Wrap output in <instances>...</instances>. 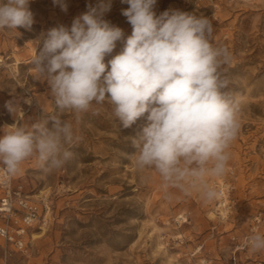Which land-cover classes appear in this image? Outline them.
Masks as SVG:
<instances>
[{"label":"rangeland","instance_id":"374dc122","mask_svg":"<svg viewBox=\"0 0 264 264\" xmlns=\"http://www.w3.org/2000/svg\"><path fill=\"white\" fill-rule=\"evenodd\" d=\"M95 2L66 0L64 12L52 0H31L30 31L0 29V129L30 128L57 114L49 86L35 81L32 57L48 29L70 27ZM127 7L113 0L105 15L125 37L132 32L122 15ZM174 9L210 18L213 44L233 55L227 74L240 101L241 128L227 173L210 181L228 184L229 209L195 191L164 189L155 171L137 172L131 138L147 113L125 129L110 105L94 103L78 120L72 112L61 117L72 123L73 141L66 147L74 153L62 169L45 173L35 156L21 164L14 183L21 182L31 199L47 195L50 211L44 225L29 230L27 251L9 249L4 256L0 249V264H264V251L245 246L253 233L264 234V0H158L155 11ZM121 48L117 42L112 55ZM26 99L40 108L38 115L23 113Z\"/></svg>","mask_w":264,"mask_h":264},{"label":"clouds","instance_id":"9594fccd","mask_svg":"<svg viewBox=\"0 0 264 264\" xmlns=\"http://www.w3.org/2000/svg\"><path fill=\"white\" fill-rule=\"evenodd\" d=\"M52 2L67 12L66 0ZM120 2L128 5L122 9L132 27L127 37L105 19L113 0L88 3L70 27L58 25L42 35L43 47L32 57L35 81L47 83L57 114L30 128L0 129V181L16 176L33 156L45 173L62 169L74 158L66 147L73 126L63 113H75L78 120L94 103L106 102L125 129L147 113L146 124L131 138L137 172L155 171L164 189L195 191L205 202L214 201L221 191L210 181L227 173L241 128L240 101L229 90L227 74L233 55L213 44L207 16L178 9L157 15L158 0ZM30 3L0 0V29L30 31ZM117 42L122 48L112 55ZM6 106L14 112L12 102ZM245 246L264 251V234L253 233Z\"/></svg>","mask_w":264,"mask_h":264},{"label":"built area","instance_id":"2783aa9c","mask_svg":"<svg viewBox=\"0 0 264 264\" xmlns=\"http://www.w3.org/2000/svg\"><path fill=\"white\" fill-rule=\"evenodd\" d=\"M27 112L38 115L40 108L32 100V103H26L23 113ZM2 167L0 165V168ZM217 187L221 191L218 200H223L222 206L227 210L230 207L228 184L221 179L217 182ZM224 199H226L225 202ZM49 211L47 195L44 194L39 199H31L21 182L14 183V177L7 182L0 181V249L4 256L9 249L26 252L29 230L35 226L44 225Z\"/></svg>","mask_w":264,"mask_h":264},{"label":"bare ground","instance_id":"6f19581e","mask_svg":"<svg viewBox=\"0 0 264 264\" xmlns=\"http://www.w3.org/2000/svg\"><path fill=\"white\" fill-rule=\"evenodd\" d=\"M2 59L0 58V64H2ZM18 61H15L14 63L16 64ZM26 103H28V104H30V103H32L29 99H26ZM223 213V212H222Z\"/></svg>","mask_w":264,"mask_h":264}]
</instances>
